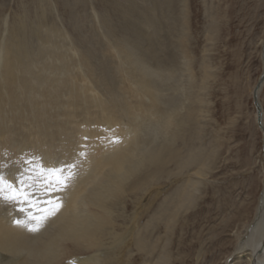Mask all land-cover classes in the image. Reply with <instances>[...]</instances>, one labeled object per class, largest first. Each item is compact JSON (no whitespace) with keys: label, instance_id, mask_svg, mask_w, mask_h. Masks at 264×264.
<instances>
[{"label":"rangeland","instance_id":"obj_1","mask_svg":"<svg viewBox=\"0 0 264 264\" xmlns=\"http://www.w3.org/2000/svg\"><path fill=\"white\" fill-rule=\"evenodd\" d=\"M116 1L128 6L123 0ZM156 1L159 7L154 13L158 24L155 36L159 39L152 44L156 46L157 59L160 57V60H163L165 55L170 56L176 69L174 71L176 75L170 82L173 89L162 94L178 96L177 101L182 104L180 116L186 114V108H191V123H187L185 127L179 126L178 130L174 131L171 145L169 144L171 154L169 158L168 155L166 156L163 164L151 168L143 165L140 171L137 170L132 173L133 175L130 174V177L119 182V185H115L114 195L110 193L109 200L106 199L108 204L105 201L104 207L107 205L110 206L109 208L106 206L101 210L94 208L88 202L82 205V208L87 209L86 211L94 216V220L96 219V231L88 238L87 236L83 238V243L79 245L63 243L54 264H62L67 255L75 252L86 254V250L95 245L94 241L106 242L108 251L118 248L113 252L109 251L111 255L106 252V256L97 262L99 264L100 261L101 264L104 261V264H107L110 258L112 261L114 258L115 261H110L111 264H138V262L142 264L143 260H146V264H155L156 256L161 255L166 257L163 264H222L223 258L233 248L232 231L238 224L236 220L238 213L243 208H249L254 198L255 206L258 205L262 186L255 187V176L261 169L260 166L258 167L257 156L260 152L262 154L263 149L261 130L256 120L252 118V112L255 111L252 90L258 81V75L263 70L262 48L260 52L259 44L260 38L264 36V0ZM67 2L65 4L61 0H0V62L3 55L2 48L9 42L12 27L23 22L25 24L27 21L26 24L33 28L42 19L43 25L39 32L41 35L44 34L42 36H46L49 28L54 27L57 33L53 35V39L59 46L57 52H61L60 54L74 64V74H82V89L83 87L94 89L95 96L103 99L106 97V92L103 91L105 89L101 85L100 87L93 84L92 78L85 74L80 60L81 54L82 56L86 54L89 63H92L95 69L96 76L101 72L100 61L103 58L106 59V63L103 60L101 65L110 62V67L113 64L112 69L121 62L120 55L113 47L116 39L121 35L122 28L120 16L113 7L115 0H68ZM134 3L145 10L151 7V0H134ZM140 14H136L137 22L138 20L141 22V17L142 21L145 20L146 15ZM143 24L141 22L138 25L141 27ZM143 26L145 28L140 29L145 36L154 33L150 27ZM30 41L36 44L34 37H31ZM146 41L149 39L146 38ZM146 41L144 46L147 45ZM99 57H101L100 61L97 60ZM153 62L151 59L150 64ZM119 77L122 78L121 89L126 99L129 98L134 105L133 109L138 113L144 112L149 106L148 99L145 96L138 98L134 96L136 88L132 85L133 82L127 79L125 72ZM252 81L254 82L248 92V85ZM261 100L264 115V87ZM123 121L125 119L120 118V124L104 126L111 140L119 139V135L115 133L112 135V131ZM124 123L128 124V121ZM173 124L172 127L175 126ZM199 148L202 151H199ZM206 150L214 152L215 155L210 168L204 170L203 174L193 173L196 169L203 168L198 164V160L192 158L193 155L196 154L198 157L201 153L206 154ZM189 173H192L189 176L191 180L198 183L193 184L191 188L183 186L180 194L168 197L175 185L179 186L180 181L188 178ZM187 191L193 195L192 200L188 201V197L182 195ZM97 214L100 223L99 220L97 221ZM131 219L135 224L130 221ZM96 224L101 227L98 228ZM126 226L129 227L127 228L129 231L126 230ZM124 236L128 239L126 240ZM129 236H132V240ZM92 238L96 239L93 241ZM133 239H137V242ZM138 241L139 245H137ZM143 251L145 253H142ZM146 257L148 260L145 259Z\"/></svg>","mask_w":264,"mask_h":264},{"label":"bare ground","instance_id":"obj_2","mask_svg":"<svg viewBox=\"0 0 264 264\" xmlns=\"http://www.w3.org/2000/svg\"><path fill=\"white\" fill-rule=\"evenodd\" d=\"M61 1L66 4L68 0ZM123 1L127 2L128 6L122 5L120 1L115 0L113 2V7L118 12L122 23L121 35L113 45L121 57V59L119 58L121 62L118 65L114 64L116 66H113L114 69H112L113 64L110 67V62L106 65L103 63L106 59L104 60L103 57L102 60L101 57H99L100 59L96 58L99 61L104 60L102 62L103 65H101L100 61V66H102L100 68L102 69L99 72L100 74L96 76L94 73L95 69L91 65L92 63H89L87 55L83 54L82 56L81 54L80 62L84 66L85 74L92 78L90 80L95 86L101 85L105 89L103 91L106 92V97L103 96L105 97L103 99L95 96L93 93L94 89L89 90L87 87L82 89V74H74V64L60 54V51V53L57 52L59 46L53 39V35L57 33L54 27L49 28L48 34H45L46 36H42L44 34L41 35L39 32L40 27L43 25L42 19L37 22V25L35 24L36 26L33 25V28L26 24L27 21L25 24L23 22L14 28L12 27V31L9 34V42L5 47L2 46L4 48H2L3 55L0 62V171L4 172L7 179L12 181L18 172V166L23 167L21 161L30 159L32 156L41 158L45 166L71 161L76 157V153L80 151V145L85 143L87 144L85 151H87L88 155L85 159L80 160L79 175L70 187L60 194L63 199L60 211L55 217L50 218L39 232L29 233L25 229L15 226L12 223V219L19 214L14 211L13 205L6 204L0 200V264H54L56 255L62 249L63 243L70 242L76 245L83 243V238L86 236L88 238L90 234L95 233L96 219L94 220V216L89 211H86L87 209L84 210L82 205L88 202L94 208L104 210L107 206L104 207V205L108 202L106 199H108L110 193H113V190H116L114 189L115 185L126 179V177H130L129 175L137 170L140 171L143 165L151 168L157 164H163L166 161V156L170 157L171 148L169 144L174 136V131L179 126L185 127L187 123H191L192 109L186 108V114L180 116L182 104L177 101L178 98L176 97L178 96H171L169 93L167 94L168 96L162 94L173 89L170 82L176 75L174 74L176 69L170 56L167 57L163 53L165 55L164 59L160 60V57L157 59L156 46L154 43L152 44V42L159 39L155 36L157 35L155 30L158 24L154 15L159 7L158 2L151 0V7L145 10L137 6L134 0ZM138 13L146 15L144 16V21H142L141 17V22L146 27H150L152 32H156L155 34L151 33L149 36L142 34L140 28L144 26L139 27L138 24H141V22L138 20L139 23L135 19ZM46 25L48 26V23ZM108 35L112 37L110 32H108ZM31 37L36 40L35 46L30 41ZM146 38L149 41H146ZM260 39L261 52L264 36ZM145 41L147 45L144 46ZM101 53L104 52L101 51ZM263 53L262 51V63L264 59ZM110 56L113 58L112 55ZM160 56L162 57V55ZM155 57L156 59H154ZM151 59L154 61L153 64H150ZM262 69L264 70V64ZM123 72H125L127 79H130L129 81H132V85L136 88V95L134 96L136 98L145 96L148 99L149 106L146 107L145 103L146 109H143L144 112L141 110V113L136 112L129 98L126 99V95L120 86L122 78L119 75ZM260 75H258V80ZM253 82L249 85L247 84L248 92ZM263 87L264 80L260 88L256 90L261 107ZM82 92L86 93V95H82ZM187 107L189 106L187 105ZM255 115V111L252 112L254 121L256 120ZM263 117L262 110L264 127ZM120 118L125 119L126 122L128 121V124L123 121L118 128L117 126L115 127L116 129L112 131V135L114 133L119 135V143H110L109 133L104 126L106 125L107 127V125L114 123L116 125L120 124ZM172 123L175 124L174 128ZM84 137L88 138L87 141L83 139ZM200 148L199 151H202ZM262 149V154L260 152L257 156L258 167L260 166L261 169L257 171L255 176V187L262 186L258 205L255 206L254 198L249 208H243L238 213L236 218L238 224L232 231L233 248L223 258L222 264L223 262L224 264H264V147ZM213 156H215L214 152H207V150L206 154L201 153L198 157L196 154L193 155L192 158L198 160V164L203 166V168H198L193 173L203 174L204 170L209 169ZM154 169L156 170V168ZM191 174L189 173L187 175L188 178H185L184 181H180L179 186L178 184L175 185L168 197L180 194L182 188H184L183 186L191 188L193 184L198 183V181L191 180L189 177ZM129 182L128 184H130ZM82 189H84L83 192ZM256 191L259 193V190L256 189ZM182 195L188 197V201L193 199V195L188 191ZM174 201L177 202L178 200ZM180 205L182 207V204ZM107 207L109 208L110 206ZM96 218L98 221V214ZM133 219L130 221L135 224ZM96 225L98 228L101 227L98 224ZM134 227L132 228L134 229ZM127 228L129 227L126 226V230H128ZM136 230L139 232V229L136 228ZM137 235L140 236V234ZM124 237L126 238V236ZM92 239L94 241L96 238ZM118 240L120 241L121 239ZM94 242L93 244L95 245L86 250V254L79 252L69 254L62 264H68L66 260L70 257H75L74 260L78 264H91V262L96 264L100 258L106 256V252L109 254V251L113 252L118 249L114 246L116 249L108 251L109 247L105 244V241V243ZM139 243L138 241L137 245ZM87 245L85 244V246ZM140 247L142 248V246ZM234 250L237 253L227 263V258ZM142 253L145 252L143 251ZM162 258L164 260H159ZM165 258L162 255L156 256L154 263L163 264L165 263ZM111 259L110 261H112ZM109 262L106 263L115 262L114 258L111 263ZM138 264L140 263L138 262ZM142 264H146V260H143Z\"/></svg>","mask_w":264,"mask_h":264},{"label":"snow or ice","instance_id":"obj_3","mask_svg":"<svg viewBox=\"0 0 264 264\" xmlns=\"http://www.w3.org/2000/svg\"><path fill=\"white\" fill-rule=\"evenodd\" d=\"M87 141V137L83 138ZM110 143H119L118 138ZM87 144L80 145V151L71 161L59 162L45 166L42 159L32 156L21 161L14 179H7L0 171V200L11 204L18 216L12 223L29 233H37L44 228L46 222L60 211L64 193L79 175L80 160L88 155Z\"/></svg>","mask_w":264,"mask_h":264},{"label":"water","instance_id":"obj_4","mask_svg":"<svg viewBox=\"0 0 264 264\" xmlns=\"http://www.w3.org/2000/svg\"><path fill=\"white\" fill-rule=\"evenodd\" d=\"M262 79L264 78V72L262 73ZM261 83V80H260V82H259V84ZM254 100H255V105H256V109H257V112H258V125L261 127L262 126V123H261V121H260V119H261V117H260V115H261V107H260V105L259 104H257L256 102V95H254ZM262 128V127H261ZM262 133H263V135H264V129H262ZM237 250V249H236ZM236 250H234L233 252H232V254L227 258V260H226V262L228 263L232 258H233V256L237 253V251Z\"/></svg>","mask_w":264,"mask_h":264}]
</instances>
